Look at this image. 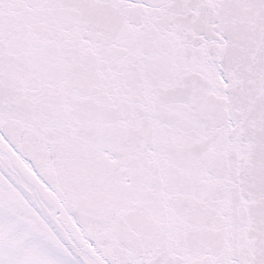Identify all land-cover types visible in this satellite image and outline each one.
<instances>
[{
    "label": "snow or ice",
    "instance_id": "snow-or-ice-1",
    "mask_svg": "<svg viewBox=\"0 0 264 264\" xmlns=\"http://www.w3.org/2000/svg\"><path fill=\"white\" fill-rule=\"evenodd\" d=\"M0 264H264V0H0Z\"/></svg>",
    "mask_w": 264,
    "mask_h": 264
}]
</instances>
